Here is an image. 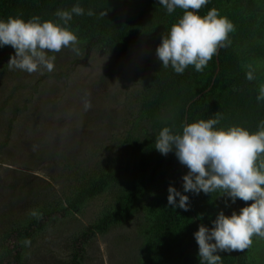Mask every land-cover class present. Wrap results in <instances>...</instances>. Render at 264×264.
I'll return each mask as SVG.
<instances>
[{"label": "rangeland", "instance_id": "obj_1", "mask_svg": "<svg viewBox=\"0 0 264 264\" xmlns=\"http://www.w3.org/2000/svg\"><path fill=\"white\" fill-rule=\"evenodd\" d=\"M218 6L234 25L229 37L243 68L251 65L264 79V0H219ZM76 47L78 53L70 48L49 53L55 55L51 72L0 67V252L10 247L4 235L11 226H24L41 207L59 210L55 201L77 186L79 176L120 159L126 139L156 132L139 112L148 78L143 66L157 58L156 50L143 46L117 56L81 40ZM160 116L169 121L171 110ZM117 194L113 188L79 214L46 219L29 242L21 241L18 264H71L76 250L80 264H148L152 240L142 212L81 241ZM252 239L251 258L264 264V239Z\"/></svg>", "mask_w": 264, "mask_h": 264}, {"label": "trees", "instance_id": "obj_2", "mask_svg": "<svg viewBox=\"0 0 264 264\" xmlns=\"http://www.w3.org/2000/svg\"><path fill=\"white\" fill-rule=\"evenodd\" d=\"M216 3L219 7V0H209L199 14L206 15ZM77 4L85 14H74L69 26L78 40L117 56H127L143 46L156 50L162 36L182 16L180 9L167 14L158 0H0V19L21 16L27 20L39 16L42 20L58 21L55 16L57 10L70 11ZM88 10H92L94 15L88 16ZM244 20L250 23L246 18ZM229 40L231 43L220 48L202 72L189 66L179 75L171 67L163 68L158 58H147L143 74L148 78L139 97V112L156 132L150 134L153 136L145 134L133 141L126 139L127 147L120 159L100 172L79 176L77 186L67 195H62L64 200L55 201L59 210L51 208V205L41 207L24 226H11L4 235L10 247L0 252V264H18L21 241L29 242L33 234L45 225L46 219L79 214L80 207L113 188H118L115 203L102 211L96 223L85 229L81 238L83 243L95 234H104L115 224L129 222L136 213L142 212L150 224L148 231L152 240L148 264H200L198 245L193 235L198 227L201 224L211 227V221L220 211L231 215L232 211L238 212L245 206V202L237 199L232 204L220 192L183 193L182 177L187 174V167L178 161L174 152L167 155L159 153L155 149V138L165 126L180 131L185 122L207 120L217 114L223 117L218 127L240 125L251 132L257 130L259 122L264 120V101L256 99L264 79L256 70L254 80L246 79L248 68H243V58L235 51L233 40ZM0 51L3 53L1 67L8 64L15 50L6 45ZM166 110H171L167 122L160 116ZM169 186L189 196L188 211L168 204ZM79 252H74L71 264H80L77 259ZM219 254L222 264H254L251 258L253 245L242 252Z\"/></svg>", "mask_w": 264, "mask_h": 264}, {"label": "clouds", "instance_id": "obj_3", "mask_svg": "<svg viewBox=\"0 0 264 264\" xmlns=\"http://www.w3.org/2000/svg\"><path fill=\"white\" fill-rule=\"evenodd\" d=\"M171 15L176 9L182 16L161 38L156 57L162 67L182 75L189 66L202 72L220 48L231 41L233 23L221 16L216 8L201 16L199 10L209 0H158ZM81 16L85 10L78 4L70 11L57 10L56 20H42L33 16L0 19V48L10 45L15 54L8 62L9 69L29 74L43 68L54 69L55 55L63 48L78 53V37L69 26L73 15ZM94 15L92 10L86 13ZM101 15H105L101 13ZM246 79L254 80L255 69L247 66ZM258 102L264 101V84L258 88ZM85 109L91 107L85 101ZM222 116L183 123L180 131L163 127L155 138V149L162 155L174 152L178 161L187 167L182 177L183 193H222L232 204L237 199L245 202L239 211L225 215L220 211L211 221V227L201 224L194 235L198 245L200 264H222L219 253L244 251L253 243V237L264 239V120L254 132L240 125L218 127ZM168 204L189 210V196L175 187L168 188ZM178 198V203H177ZM251 201L250 204L247 202Z\"/></svg>", "mask_w": 264, "mask_h": 264}]
</instances>
